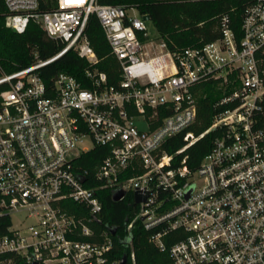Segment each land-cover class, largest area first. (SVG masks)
Returning <instances> with one entry per match:
<instances>
[{"label":"built area","instance_id":"built-area-1","mask_svg":"<svg viewBox=\"0 0 264 264\" xmlns=\"http://www.w3.org/2000/svg\"><path fill=\"white\" fill-rule=\"evenodd\" d=\"M0 2L6 28L21 34L32 21L64 45L12 73L0 66V215L10 221L0 264H15L7 255L24 264H119L115 230L92 226L105 190L123 192L120 200L132 194L127 231L138 221L160 251L168 232H182L167 249L172 264H264V0L245 7L238 40L223 17L219 38L174 51L151 38L134 6L55 0L41 12L38 0ZM91 15L117 60V87L92 66ZM69 50L88 63L90 87L65 73L46 87L40 69ZM206 83L221 95L195 135L187 129ZM210 131V151L190 169L186 150ZM178 136L183 145L168 153ZM96 146L108 153L91 175L77 161Z\"/></svg>","mask_w":264,"mask_h":264},{"label":"trees","instance_id":"trees-1","mask_svg":"<svg viewBox=\"0 0 264 264\" xmlns=\"http://www.w3.org/2000/svg\"><path fill=\"white\" fill-rule=\"evenodd\" d=\"M39 11H50L55 0H38ZM250 0H97L101 5L134 6L143 17L152 23L158 39L164 41L168 50L174 51L186 47H199L204 43L216 40L220 36L221 19L226 17L228 25L238 40L241 36L240 24L242 14ZM5 8L0 2V66L5 73H12L26 68L37 61H46L63 48V44L49 38L34 22L30 21L21 34H17L4 25ZM86 35L96 55L97 62L92 66L107 77V83L117 87L120 72L117 60L110 53L99 22L91 15L86 27ZM88 63L74 51L69 50L53 62L40 69L42 81L49 87L52 78L58 73L73 76L85 88L90 87V81L85 78V69ZM197 95V118L194 126L188 131L195 135L202 133L211 123L213 104L220 97V90L212 83L201 85ZM214 131L205 134L186 150L188 156L186 165L194 169L202 157L207 154L212 145ZM183 145L181 136L175 137L167 148L173 153ZM108 150L103 147H94L82 154L77 163L89 174H93L95 167L107 155ZM184 154L176 156L174 165H178ZM130 174H127V177ZM102 210L97 215V221L92 225L96 230L112 228L114 253L113 258L128 259L134 254L135 264H172L167 249L170 245L183 237L180 230L168 232L162 239L165 250L160 251L149 241V232L143 230L134 222L127 231L128 223L133 219L137 206L133 203L131 193L122 200L113 201L110 191L98 193ZM10 225L9 218L0 215V235L6 232ZM11 257L15 264H24L20 257Z\"/></svg>","mask_w":264,"mask_h":264},{"label":"rangeland","instance_id":"rangeland-1","mask_svg":"<svg viewBox=\"0 0 264 264\" xmlns=\"http://www.w3.org/2000/svg\"><path fill=\"white\" fill-rule=\"evenodd\" d=\"M146 26L148 28V32H149V35L151 36V38H154V36H157L156 31H155V29H154V27L150 21L146 22ZM20 219H21L20 214H13L12 220H13L14 224H16Z\"/></svg>","mask_w":264,"mask_h":264},{"label":"water","instance_id":"water-1","mask_svg":"<svg viewBox=\"0 0 264 264\" xmlns=\"http://www.w3.org/2000/svg\"><path fill=\"white\" fill-rule=\"evenodd\" d=\"M145 20L148 21V18L147 17H144ZM123 196V192H117L116 194L113 195V201H119L121 199V197ZM134 201L136 203L140 202L141 201V198L137 195H135L134 197ZM33 264H36V263H33ZM119 264H126V257L123 256L120 260V263Z\"/></svg>","mask_w":264,"mask_h":264}]
</instances>
